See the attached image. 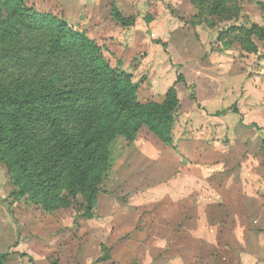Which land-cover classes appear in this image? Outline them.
<instances>
[{
  "label": "rangeland",
  "instance_id": "obj_1",
  "mask_svg": "<svg viewBox=\"0 0 264 264\" xmlns=\"http://www.w3.org/2000/svg\"><path fill=\"white\" fill-rule=\"evenodd\" d=\"M28 1L85 29L139 101L172 88L171 143L146 127L117 137L93 216L13 200L0 163L6 264H264V38L253 37L256 53L218 38L263 25L264 0H238L228 20L200 19L192 0H115L129 26L112 19L111 0Z\"/></svg>",
  "mask_w": 264,
  "mask_h": 264
},
{
  "label": "trees",
  "instance_id": "obj_2",
  "mask_svg": "<svg viewBox=\"0 0 264 264\" xmlns=\"http://www.w3.org/2000/svg\"><path fill=\"white\" fill-rule=\"evenodd\" d=\"M192 3L202 20L232 19L240 9L238 0ZM257 5L263 25H231L218 38L256 53L253 37L264 38V1ZM110 14L121 26L134 23L115 0ZM177 80L184 81L180 74ZM137 89L85 29L38 11L28 0H0V163L12 187L9 196L47 210L78 205L93 216L117 137L133 140L146 127L171 143L173 89L162 102L145 103ZM6 258L0 253V264Z\"/></svg>",
  "mask_w": 264,
  "mask_h": 264
}]
</instances>
